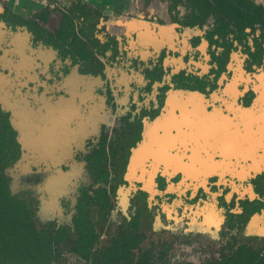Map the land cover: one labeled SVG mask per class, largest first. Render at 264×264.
<instances>
[{
    "label": "flooded vegetation",
    "instance_id": "flooded-vegetation-1",
    "mask_svg": "<svg viewBox=\"0 0 264 264\" xmlns=\"http://www.w3.org/2000/svg\"><path fill=\"white\" fill-rule=\"evenodd\" d=\"M157 1L153 0L147 4L146 0H142V6L137 8L136 12L122 13L118 11V14L114 15L136 14L139 13L142 7L149 8L151 6L153 10H150V12L154 13L160 22H165L166 18L161 14L164 13L165 8L154 7ZM160 1L164 2V0ZM210 1L214 3L213 0ZM253 1L264 6V3ZM165 2L168 19L179 23L182 27L203 28V33L193 34L189 42L191 47L196 48L198 45L205 43L208 67L206 72L202 74H196L187 69H180L172 73L175 87L187 88L185 92L188 93L182 96L180 93V96L183 100L190 101L185 103L181 101L179 102L181 105H178L173 100L177 95L179 97V94H177L179 91H175L177 90L174 89L175 87L168 92L163 91L166 107L159 115L160 119L155 122L154 126V129L159 130V133H166L168 137L166 143L168 146L161 149V154L174 157L172 158L173 161L177 159L179 162L181 160L182 163L188 161L185 160L187 157L192 158L195 155L211 163L221 159L225 163L222 167L228 172L236 170V176L239 179L245 178L246 174L251 175V173L254 174L256 179L264 170V136H262L260 144L254 148L251 154L241 155L238 145L236 144L237 149H235V142L231 144L230 139L239 141L235 134L215 133L212 131L213 125L208 123L207 116L214 110L220 111L230 119L232 130L242 131L244 124L239 121L236 113L251 111L258 114L263 111L264 65L262 69L256 70V73L247 77L252 79L245 91L253 92L254 96L251 103L238 101L240 89L235 88L234 82L224 87L222 90L223 96L214 99L215 103L207 102L203 100L204 98H200L191 92L204 95V92L209 93L217 87V78L224 65L223 51L233 48L237 43L241 45L245 53V68L261 65L264 61V24L255 22L239 31L236 24L226 13L220 15L221 17L217 16L213 9H209L207 5L203 4H201V10H199L196 7L195 0H186L185 3L183 0H166ZM173 2H175L174 6ZM182 3L186 6L184 14L181 13L180 9ZM80 6H87L98 11L92 21L84 20L82 16L80 19L73 18L75 22L74 31L81 38L85 49L89 52L86 58L73 52L77 47V44H71L73 36L69 37L67 43L63 46V48L70 51H63L55 47L50 39V35L54 34L60 25L63 13L70 11L71 13H78ZM107 15L111 14L104 13L101 7L73 1L67 8L62 9L58 25H55L49 13V5H45L39 10L21 12L15 4H10L8 0H0V177L4 178L7 189L11 194L26 199L31 209L32 223L40 224L42 229L61 228L65 230V237L71 238L77 235L75 217L82 212L91 221L97 233V246L108 243L120 228H128L145 235L146 238L143 244L151 241L163 245L169 243L173 253L176 249L185 248L193 242L201 240V237H205L210 243L216 244L218 249L215 252L205 254L200 260L213 254L230 252L238 244L245 243L238 239L233 230L239 228L247 220L246 210L244 209L228 216L226 226L219 232L218 236H214L210 232L201 234L200 232L176 231L168 234L166 229L149 234L140 230V214L137 210L126 222L116 225L105 241H101V233L90 213L92 209L107 213L114 206L113 193L117 174L115 158L121 154L122 147L114 144L115 140L112 138L115 135L111 139L98 138L92 135L96 134L95 121H101L102 112H106L109 108V98L107 97L103 102L100 101V96H97L100 91L93 83L94 80L92 81L90 78V76L103 75L102 65L96 64L100 69L98 67L88 68L86 65L93 56L87 39L93 33L94 26ZM194 17L195 22L191 23L190 21ZM221 19H223V23H220ZM141 20H145V18ZM32 21L43 28V36L38 35ZM136 23H140L139 19H136ZM106 30L110 35V39L113 38V34L116 35L117 33L109 28ZM52 51L55 52L52 53ZM38 65L45 68L37 70L35 67ZM73 67L76 69H73ZM151 73L152 71L148 70L147 75ZM40 74L43 77H40ZM235 95H237V101L234 100ZM192 100H198L201 103L198 113L201 116L200 119L197 117V109L194 107ZM164 102L158 106V114L164 106ZM258 125L260 124L254 123L251 127L255 129ZM113 126H117V124H113ZM148 126V130H150V124ZM132 132L134 133V130ZM175 141L179 145H181V142H186V146L189 147L186 152L187 157L178 149ZM24 154L30 157L32 169L28 171L29 173L42 172L43 170L51 171L54 165H68L71 155L80 158L84 162V167L91 176L92 182L78 185L73 204H71L69 198L67 199L69 202L63 201L64 205H69V203L71 205V212L67 219L62 220L60 218L62 210L60 211L59 207L62 206L57 204V197L67 189L64 179L52 177L39 184L34 182L29 187L18 188L15 191L11 190L9 178L4 173V167ZM173 161H169L170 166L163 164L162 170L175 171L179 165L173 164ZM232 162L236 163L237 167L231 166L234 164ZM195 167L197 169L209 168V166H200L198 163ZM143 168L144 170L149 169L148 167ZM56 171L64 173L61 167L57 168ZM192 174L191 171H187L185 176L190 178ZM195 174L198 177L196 171ZM45 178L47 177L45 176ZM201 179L202 176L199 180ZM37 188H43L47 191L49 197L45 202H41L42 195L38 197L39 194H36ZM98 189L105 193L108 197L107 201L103 198L99 200V203L93 202L96 199L95 195ZM89 196L90 198H88ZM46 208L53 209L54 211H51L54 213L42 217V213ZM209 242L206 244L210 247ZM59 250L60 252H58V256L52 264H60V258L66 254L88 264L66 246H62ZM185 259L192 260L190 258Z\"/></svg>",
    "mask_w": 264,
    "mask_h": 264
},
{
    "label": "rangeland",
    "instance_id": "rangeland-1",
    "mask_svg": "<svg viewBox=\"0 0 264 264\" xmlns=\"http://www.w3.org/2000/svg\"><path fill=\"white\" fill-rule=\"evenodd\" d=\"M151 1L153 0H146L147 4ZM165 1H157L159 6L164 5L165 11L161 14L165 16V22H160L156 15L150 12L151 6L142 7L136 14L107 15L94 26L93 33L87 39L93 56L86 67L96 68L101 64L103 70L102 76H92L93 78L90 76V78L94 80L93 83L100 91L97 93L100 101L109 98V108L106 112H102L101 121H95L96 134L92 135L107 139L115 135L112 138L115 140L114 144L122 147L121 154L115 158L117 174L113 193L114 206L107 213L92 209L91 218L101 233V241H105L116 225L126 222L137 210L140 214V230L149 234L166 229L168 234L176 231L201 234L210 232L218 236L226 226L228 216L244 209L247 220L233 230L241 242H248L255 248L262 247L264 246V170L256 179L253 173L239 179L236 170L228 172L222 167L225 163L221 159H214L207 170L200 168L196 171L198 177L194 170L192 171L194 175L192 174L190 178L185 176L187 171H191L189 164L181 165L175 171L162 170L163 164L169 165V163L165 164L163 159L172 161L171 159L174 158L168 155L161 157L160 142L154 139L156 136H162L154 126L166 107L163 91L168 92L175 87L172 73L187 69L202 74L208 67L205 43L198 45L197 49L191 47L189 42L193 34H202L203 28L182 27L179 23L168 19ZM185 1L183 0L184 3ZM256 1L264 3V0ZM180 9L184 14L186 6L182 3ZM142 18L145 20H141ZM136 19H139L141 24L136 23ZM108 28L117 32L111 39L106 30ZM244 58L245 53L239 43L223 51L224 65L217 78V87L209 93L204 92L203 100L215 103L214 99L223 96L224 87L234 82L235 88L240 89L238 101L252 102L253 92H245L252 81L247 77L256 73V70L262 69L264 61L257 67L245 68ZM35 68L42 70L45 67L38 65ZM148 70L152 71L150 75H147ZM40 77L43 76L40 74ZM174 89L179 91L177 92L179 97L176 94L178 98L173 99L175 102H188L181 97L188 93L185 92L187 88L176 86ZM234 100L237 101V95ZM163 102L164 106L158 114V106ZM113 124L117 126L112 127ZM149 124L150 130L147 128ZM175 142L178 149L187 157L186 152L189 147L186 146V142H181V145ZM136 154L138 156L135 159ZM185 160L189 161L190 157ZM61 165H54L51 171L29 173L28 171L32 169L30 157L24 154L4 167V173L9 178L12 191L29 187L34 182L39 184L52 177L64 179L67 189L57 197V204L62 206L59 207V210H62L60 218L65 220L70 215L71 205L70 203L64 205L63 201H68L69 198L73 204L78 185L90 183L92 178L80 158L71 155L68 165ZM231 166L237 167V164ZM59 167L64 173L56 171ZM143 167L149 169L144 170ZM192 167L197 170L195 166ZM199 176H202L201 180ZM36 194H39L38 197L43 196L41 202H45L49 197L43 188H37ZM51 210L54 211L46 208L42 217L53 214ZM41 231L40 224L33 222L28 230L29 237L35 241ZM208 242V239L201 237V240L185 248L176 249L175 255L198 261L205 254L217 251L218 246L209 242V247L206 244ZM59 262L86 264L68 254L62 256Z\"/></svg>",
    "mask_w": 264,
    "mask_h": 264
},
{
    "label": "trees",
    "instance_id": "trees-1",
    "mask_svg": "<svg viewBox=\"0 0 264 264\" xmlns=\"http://www.w3.org/2000/svg\"><path fill=\"white\" fill-rule=\"evenodd\" d=\"M213 1L214 3L210 0H195L199 10L203 4L213 9L217 16L226 13L239 31L255 22L264 24V6L253 0ZM78 9V13H63L60 25L50 35V39L55 47L70 51L63 46L73 36L71 44H77L73 52L86 58L89 52L74 31L73 18L80 19L82 16L84 20L92 21L98 11L87 6H80ZM190 22H195V17ZM223 22L221 19L220 23ZM33 24L38 35L43 36V28L39 24ZM95 198L93 202L97 203L100 199H108L101 189L97 190ZM32 224L31 209L26 199L11 194L4 178L0 177V264H52L62 246L68 247L88 264H264V246L255 248L248 242L240 243L230 252L213 254L197 262L176 257L169 243L163 245L151 241L143 244L145 235L128 228H120L108 243L97 246V233L82 212L75 217L77 235L71 238L65 237V230L61 228H45L34 241L28 234Z\"/></svg>",
    "mask_w": 264,
    "mask_h": 264
},
{
    "label": "bare ground",
    "instance_id": "bare-ground-1",
    "mask_svg": "<svg viewBox=\"0 0 264 264\" xmlns=\"http://www.w3.org/2000/svg\"><path fill=\"white\" fill-rule=\"evenodd\" d=\"M187 101H190V100H187ZM192 103H194V107L197 109L196 110L197 117H198V119H200L201 116H199L198 113H199V108L201 106V103L198 100H192ZM177 104L181 105L179 102H177ZM262 110L263 111L258 113V114H254L251 111H242L239 114L236 113V116L239 119V121H241L244 124L243 130L239 131V132L236 131V130H232V128L230 127V125H231L230 119L226 115H223L220 111L214 110L209 116H207V118H208V123L213 125V127H212L213 130L212 131H214L215 133L216 132H218V133L219 132H223V133L227 132V133H230V134L231 133L235 134V136L238 138L239 141L237 142V141H234L233 139H230L232 141L231 144L235 142L234 146L236 144L238 145V148L241 151L240 152L241 155L247 156V155L252 153V151L254 150V148H256L258 146V144H260L262 136H264V105H263ZM190 113H192V112H190ZM170 122H172V121H170ZM254 123H257V124H260V125H258L257 128L253 129L251 127V125L254 124ZM156 137L155 138L153 137V138L155 139V141L160 142V148L161 149L164 148L165 146H168V145H166L167 138H168L166 133L162 134L161 137L158 136L157 139H156ZM226 137H228V136H226ZM227 141H229V140H227ZM237 145L235 146V149H237ZM164 156H165V154L164 155L161 154V157H164ZM160 159H162V158H160ZM163 160H164V163H169V161H170L167 158L163 159ZM171 160L173 161V159H171ZM197 163L200 166H209V167H211V165H212L211 162H208L207 160L202 159V158H200V157H198L196 155L194 157L190 158V162L189 163H182L181 160L179 162L177 159H174V161H173V164H177L179 166L188 165V164L191 165V172L193 170L194 171H199V169L196 170V169H194V167H192V166H195ZM205 169H208V168H205V167L202 168V170H205Z\"/></svg>",
    "mask_w": 264,
    "mask_h": 264
},
{
    "label": "crops",
    "instance_id": "crops-1",
    "mask_svg": "<svg viewBox=\"0 0 264 264\" xmlns=\"http://www.w3.org/2000/svg\"><path fill=\"white\" fill-rule=\"evenodd\" d=\"M73 1L101 7L106 14H118V11L133 13L142 6V0H8L10 4H15L20 8L21 12L39 10L43 6L49 5V13L55 25H58L62 9L67 8ZM154 7L159 8L164 7V5L159 6L156 2Z\"/></svg>",
    "mask_w": 264,
    "mask_h": 264
},
{
    "label": "water",
    "instance_id": "water-1",
    "mask_svg": "<svg viewBox=\"0 0 264 264\" xmlns=\"http://www.w3.org/2000/svg\"><path fill=\"white\" fill-rule=\"evenodd\" d=\"M191 93H194V94L198 95L200 98H203V97H202V95H201V94H199V93H196V92H191ZM158 121H159V120H158ZM137 154H138V153H137ZM137 154L135 155V156H136V157H135V159H136V158H137V156H138Z\"/></svg>",
    "mask_w": 264,
    "mask_h": 264
}]
</instances>
